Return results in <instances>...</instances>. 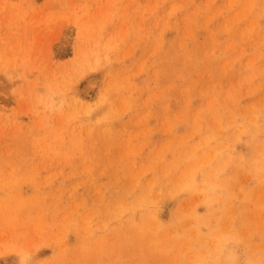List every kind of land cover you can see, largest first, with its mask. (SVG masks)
<instances>
[{
	"label": "rangeland",
	"instance_id": "obj_1",
	"mask_svg": "<svg viewBox=\"0 0 264 264\" xmlns=\"http://www.w3.org/2000/svg\"><path fill=\"white\" fill-rule=\"evenodd\" d=\"M0 264H264V0H0Z\"/></svg>",
	"mask_w": 264,
	"mask_h": 264
},
{
	"label": "bare ground",
	"instance_id": "obj_2",
	"mask_svg": "<svg viewBox=\"0 0 264 264\" xmlns=\"http://www.w3.org/2000/svg\"><path fill=\"white\" fill-rule=\"evenodd\" d=\"M97 80L93 77L88 78L84 84L83 91L86 96H89L96 88Z\"/></svg>",
	"mask_w": 264,
	"mask_h": 264
}]
</instances>
